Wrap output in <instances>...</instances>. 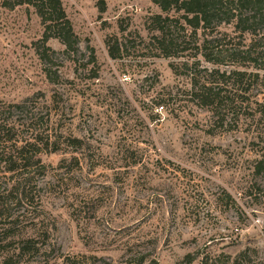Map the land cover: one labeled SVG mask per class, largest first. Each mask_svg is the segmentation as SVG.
I'll list each match as a JSON object with an SVG mask.
<instances>
[{"label": "rangeland", "instance_id": "1", "mask_svg": "<svg viewBox=\"0 0 264 264\" xmlns=\"http://www.w3.org/2000/svg\"><path fill=\"white\" fill-rule=\"evenodd\" d=\"M4 1L0 98L32 99L44 123L55 89L35 50L44 27L34 8L10 10ZM62 1L82 50L95 49L99 78L81 68L76 78L73 63L56 60L62 79L74 82L67 86L72 104L51 116L65 151L41 155L47 174L34 179L27 201L5 203L6 214L24 218L4 229L35 238L40 249L21 264H63L66 257L89 263L93 256L123 264L130 253L182 264L209 239L238 235L264 251V118L247 110L219 120L190 102L186 59L152 57L140 42H148V19L162 14L151 0ZM110 36L122 43L118 59L105 43ZM48 46L64 50L58 40ZM252 94L256 109L264 96ZM69 138L81 139L84 149L68 148ZM134 161L140 163L129 167ZM10 182L0 175V192Z\"/></svg>", "mask_w": 264, "mask_h": 264}, {"label": "trees", "instance_id": "2", "mask_svg": "<svg viewBox=\"0 0 264 264\" xmlns=\"http://www.w3.org/2000/svg\"><path fill=\"white\" fill-rule=\"evenodd\" d=\"M151 1L162 14L148 19V42L143 38L140 42L155 51L152 57L186 59L182 66L190 77L191 89L187 91L190 102L210 110L219 120L228 115H242L247 110H254L264 118V97L254 102L256 109L251 107L252 92L257 91V97L264 96V0ZM3 6L10 10L20 6L35 9L44 27L35 50L48 81L55 88L45 127L40 123L44 115L32 99L8 104L0 98V175L11 181L0 192V264H21L22 258H34L40 249L35 238L17 237L10 233V228L4 229L6 224L18 228L24 218V213L6 214L5 203L9 199L21 206L27 201L34 179L47 174L41 155L65 151L58 130L51 127V116L55 112L62 115L65 106L72 104L67 86L74 82L62 79L56 62L63 55V60L74 64L76 78L81 76V68L82 72L89 71L92 80L99 78V65L93 47L87 45L82 50L62 0H5ZM52 39L64 46L62 52L48 46ZM105 43L111 58H120L123 52L119 39L110 36ZM172 69L177 72L174 65ZM157 106L164 109L165 99L160 98ZM66 146L78 151L85 144L79 138H69ZM127 154L128 151H122L121 159H127ZM74 161L79 166V160L74 158ZM139 163L134 161L128 166L136 167ZM262 169L264 159L258 163V170ZM227 197L231 200L230 195ZM127 256L123 264H158L144 253ZM89 259L92 261L83 263L66 257L63 264H115L95 256ZM198 260L200 264H264V251L252 240L242 242L239 235L236 238L220 236L186 254L181 263L194 264Z\"/></svg>", "mask_w": 264, "mask_h": 264}]
</instances>
